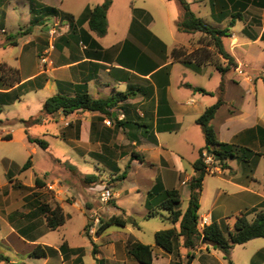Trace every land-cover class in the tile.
<instances>
[{
  "label": "crops",
  "instance_id": "1",
  "mask_svg": "<svg viewBox=\"0 0 264 264\" xmlns=\"http://www.w3.org/2000/svg\"><path fill=\"white\" fill-rule=\"evenodd\" d=\"M185 1L208 27L228 29L223 48L236 64L232 77L228 73L221 78L209 65L196 72L171 59L174 48H197L195 38L199 37L177 31L180 11L176 2L178 9L174 7L173 0H111L106 12V31L101 37L91 32L86 22L76 20L85 9L99 6L104 0H0V48L4 52L0 65L5 64L19 75V82L12 87L0 83V109L1 112L6 109L3 120L10 126L0 130L6 136L0 143L18 144L25 151V162L30 159L31 163L22 173L24 164H17L9 157L1 160L0 254L8 259V264H86V256L92 257L91 264H138L128 254V246L134 243L152 247V264H171L177 254L184 260L188 250L180 248L178 253L167 254L154 246V240L151 244L135 237L128 228L136 226L135 220L123 218L125 208L119 204L121 191L114 190L118 187L109 189L113 195L111 207L101 210L108 219L115 216L128 221L122 228L125 232L111 237L105 230L94 238L93 258L91 242L83 235L88 220L82 208L84 205L94 211L91 204L95 200L90 191L100 192L105 187H67L64 180L68 173L64 168L86 176L78 172L73 162L77 160L96 165L98 171L103 167L117 176L126 172L127 177L134 171L141 181L135 182L128 193L139 194L141 206L144 207L147 193L157 182L164 190H177L181 205L183 201L187 204L192 164L204 147L196 120L219 97L223 104L210 123L217 141L248 149L253 155L244 163L228 159L225 169L216 167L211 175L215 178L214 186L203 204L208 175L204 177L197 225L204 219L205 226L217 222L232 229L236 217L244 214L252 220L261 210L264 99L259 94L264 87V0ZM16 5L22 6L23 17L17 21L18 31L14 32L9 30L12 26L7 22L9 15L17 14ZM41 7L54 9L55 14H31L30 8ZM67 17L73 18L72 27ZM33 20L37 22L30 26ZM53 20L59 24L60 36L46 64L41 65L39 57L47 47V29ZM210 79H216V86L209 87ZM221 82L223 91L218 95ZM78 87H84L95 100L116 94H128V97L106 114L80 110L69 115L58 112L43 116L38 124L20 123L39 116L47 98L59 93L73 95ZM195 88L212 95L194 91ZM105 121L110 125L106 126ZM27 137L44 141L46 149L28 142ZM59 147L65 152L59 154L55 150ZM42 153L49 158L51 166L37 170L34 157ZM185 177L188 182L182 185ZM75 189L78 195L72 196L70 191ZM46 194L53 197L65 216L64 224L54 231L46 227L38 211L40 203L47 202ZM181 205L180 210L184 211ZM146 214L145 210L141 218L147 219ZM76 215L83 218L78 233L80 244L77 240L71 242L63 232ZM103 239L107 240L104 248L97 246ZM255 240L264 239L243 245ZM257 246L250 264H264V243ZM35 249L44 256H31ZM190 253H194L191 264H220L216 250L210 246L203 245Z\"/></svg>",
  "mask_w": 264,
  "mask_h": 264
},
{
  "label": "trees",
  "instance_id": "2",
  "mask_svg": "<svg viewBox=\"0 0 264 264\" xmlns=\"http://www.w3.org/2000/svg\"><path fill=\"white\" fill-rule=\"evenodd\" d=\"M179 6V18L176 22V29L180 33L198 34L200 37L196 41L197 48L187 49L177 47L172 49L170 57L173 61L179 62L192 70L198 72L201 67L212 66L223 78L228 72L236 68V64L232 57L228 55L223 48V39L228 36V29L218 30L208 27L200 18L196 17L190 10L189 4L185 0H173ZM111 4V0L104 2L93 8H87L83 11L80 17L76 20L77 23L86 22L91 32L101 37L106 31V12ZM33 15L47 16L55 14L52 8L41 7L38 10L30 8ZM238 18V17H237ZM70 21V27L73 25V18L67 17ZM37 21H30V26H34ZM232 26V22L229 23ZM11 39L10 37L8 40ZM9 44H14L9 41ZM19 82V75L16 70L8 68L5 64L0 65V83L3 87H12ZM264 83V78H263ZM205 95H212L201 89H193ZM223 91V83L221 82L218 95ZM128 97V94H116L105 100H95L86 92L84 87L75 88L73 95H65L59 93L47 98L41 108L39 116L28 121H21L24 126L38 124L42 117H50L61 112L63 115H69L74 111L99 112L106 114L107 110L112 108L117 102H120ZM223 104L221 97L212 106L205 109L203 114L196 120V124L200 127L203 138L204 147L199 151L198 157L192 164L193 177L188 183L189 196L184 211L180 210L181 196L175 190H164L160 183H156L153 188L147 193L144 202V208L147 211L146 218L153 217L157 214V210H163L167 213V219L175 227L159 230L154 233V246L161 249L167 254L178 253L180 248L188 250L184 260H181L179 254L171 264H191L194 259L196 249L203 245L210 246L213 250H217L223 254V258L227 259L230 250L234 246L243 245L254 239H264V203L261 210L256 212L252 220H248L246 215L241 214L235 218L232 229L227 225L217 222H211L208 226L202 229L198 228V201L202 190L204 177L207 174V166L203 162V153L210 156L213 162L220 168H226L228 159H236L240 162H247L253 153L245 148H239L232 145L219 143L216 139L211 120L213 119L217 109ZM1 112V109H0ZM121 126L123 123L119 122ZM28 142L36 144L39 148L45 150L47 145L40 139H31L27 137ZM30 159H28L21 167L20 172L30 168ZM126 172L121 173L116 178L121 181L125 178ZM84 181L95 183L96 176L86 175ZM38 184V180H36ZM39 213L43 216L45 225L50 231H54L65 222V216L58 203L40 204ZM128 221L120 217L112 216L108 220L101 222L95 233L97 236L102 234L108 227L117 226L124 228ZM88 228V224L84 230ZM92 245V256L96 255V246L85 236ZM203 241V242H202ZM64 249V246L62 247ZM81 252V250H79ZM129 256L138 264H152L153 254L152 247L141 243H134L128 246ZM33 257H43L44 254H38L36 249L31 253ZM96 260V259H95ZM97 261V260H96ZM0 262L8 264V259L0 254ZM98 262V261H97Z\"/></svg>",
  "mask_w": 264,
  "mask_h": 264
},
{
  "label": "rangeland",
  "instance_id": "3",
  "mask_svg": "<svg viewBox=\"0 0 264 264\" xmlns=\"http://www.w3.org/2000/svg\"><path fill=\"white\" fill-rule=\"evenodd\" d=\"M174 7L178 9L177 5L175 2H172ZM22 6L16 5V15H9V20H8V25H11L12 27L9 28V30H13L14 32L18 31V24L17 21L23 17L22 13ZM69 21V19H67ZM30 25V23H29ZM200 37V36H199ZM195 38V42L198 40V38ZM194 49V47H192ZM3 50L0 48V56L3 54ZM230 73L229 77H232L234 75L233 71L228 72ZM227 73V74H228ZM204 83H206V80H204ZM209 87L211 86H216V79H210L209 82ZM258 83V81H257ZM214 84V85H213ZM261 87V86H260ZM262 94H259L260 99H264V87L262 86L261 88ZM6 109L3 108L2 112L0 113V130H7L10 126L6 124L3 120V116L6 113ZM0 139L4 140L6 139L5 134H0ZM59 154H62L65 152V149L63 148H56L55 149ZM206 153H203V155ZM23 155L25 156V151L24 149L22 150L21 147L18 144L12 143V144H7V143H0V170L2 169V158L3 157H9L12 158L17 164H24L25 162V157L23 159ZM74 164L77 167L78 172L85 174V175H94L97 178V181L95 183H88L84 181V176L77 175L75 172H73L71 169L69 170L67 167H65V171L68 173V178H65L64 182L67 184V187H105L108 189L115 188L114 190L116 191H121V200L119 201L120 205L124 206L125 208V215H123V218L131 217L132 219L135 220L136 226H128L130 231H132L135 234V237L141 240L142 242L145 243H153V233L159 230H164L168 228L175 227L177 229V224L173 225L166 217L167 213L163 210H157V214H155L153 217L147 218V219H142L141 214L145 212L144 207L141 206V196L139 194L133 193L129 194L128 189L133 186L135 182L141 181V176L134 171H130L129 175L125 177L121 181H117L116 177L117 174L110 173L107 171L105 168H100L101 170L98 171L96 170V165L93 164H86L81 161H73ZM34 163L36 165L37 170L41 169H46L48 165L51 166L50 160L47 156H45L43 153L38 154L37 156L34 157ZM212 168H214V173L210 174L207 173L208 176H206V182H205V190L203 193V204L204 202L206 203L207 200L209 199L210 195V189L211 187L214 186L215 178L212 177L211 175L215 174V168L218 167L212 160V163L210 164ZM123 169V167H122ZM25 172V171H23ZM22 172V173H23ZM28 178V174H26ZM49 180H52L50 178ZM189 183V182H188ZM53 184V182L51 183ZM48 187V186H47ZM65 187V186H64ZM142 187V186H140ZM78 190L75 189L73 191H70L72 196H76ZM90 193L94 196V204H91L94 208V211H91L92 209H86V207L83 205V210L87 216V224L88 228L86 230H83V235L88 236V238L93 242V239L97 237L95 231L99 224L101 222H104L105 220L108 219L107 214H103L104 211L101 210V208L106 207L109 208L112 205V199L109 200L107 203H102L100 200V194L101 191H90ZM47 195V194H46ZM78 195V194H77ZM47 202L44 204H53L54 200L53 197L47 195ZM117 201V200H115ZM42 204V203H40ZM186 207V201L182 202L181 209L184 210ZM39 211V209H38ZM65 211L68 213L72 210H70L68 207H65ZM103 211V212H101ZM83 218L81 216H74L72 221L68 222L65 226V230L63 232L67 235L69 240L71 242L76 241L78 244H80L81 239L80 236H78L79 231L81 230L82 224H83ZM62 232V233H63ZM106 232L111 234V237H114L116 234H121L124 233L125 230H123L120 227L117 226H110L106 229ZM53 237H56V233H53ZM82 240H85L84 237ZM107 242V240H99L97 243V246H101L102 248L103 245ZM264 240H255L251 242L250 244L247 245H240V246H234L228 255V260L235 263V264H250V257L253 254L254 250L258 247V244H263ZM218 261L220 264H228V261L224 259L223 254L219 251L216 250ZM85 262L86 264H91L93 263L92 257L86 256L85 257Z\"/></svg>",
  "mask_w": 264,
  "mask_h": 264
},
{
  "label": "built area",
  "instance_id": "4",
  "mask_svg": "<svg viewBox=\"0 0 264 264\" xmlns=\"http://www.w3.org/2000/svg\"><path fill=\"white\" fill-rule=\"evenodd\" d=\"M58 25L59 24H58L57 20H53V22L51 23V25L47 29V47H46L45 51L39 57V63L41 65L46 64L47 56L51 51L54 50V42H55L56 38H58L60 36V32L58 31ZM104 124L106 126H109L110 122L105 121ZM203 162L207 166L206 172L213 174L214 168H212L210 166V164L212 163V158L210 156H208L207 154H204L203 155ZM187 182H188L187 177H185L182 181V185L186 184ZM112 197H113V195L108 188H103L101 190L100 200L102 203H107L109 200L112 199ZM205 224H206V222L204 219H200L198 221V226L200 228H203L205 226Z\"/></svg>",
  "mask_w": 264,
  "mask_h": 264
},
{
  "label": "water",
  "instance_id": "5",
  "mask_svg": "<svg viewBox=\"0 0 264 264\" xmlns=\"http://www.w3.org/2000/svg\"><path fill=\"white\" fill-rule=\"evenodd\" d=\"M203 242V241H202Z\"/></svg>",
  "mask_w": 264,
  "mask_h": 264
}]
</instances>
